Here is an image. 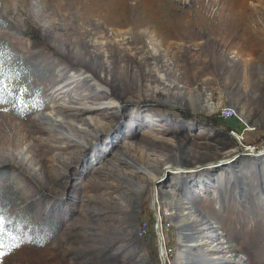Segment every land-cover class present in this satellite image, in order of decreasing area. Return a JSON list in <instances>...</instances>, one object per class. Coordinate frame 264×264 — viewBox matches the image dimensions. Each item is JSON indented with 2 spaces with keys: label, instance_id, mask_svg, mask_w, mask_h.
<instances>
[{
  "label": "rangeland",
  "instance_id": "rangeland-1",
  "mask_svg": "<svg viewBox=\"0 0 264 264\" xmlns=\"http://www.w3.org/2000/svg\"><path fill=\"white\" fill-rule=\"evenodd\" d=\"M0 20L20 63L0 213L61 228L2 264H161L136 230L168 212L172 264H264V0H0Z\"/></svg>",
  "mask_w": 264,
  "mask_h": 264
},
{
  "label": "trees",
  "instance_id": "trees-1",
  "mask_svg": "<svg viewBox=\"0 0 264 264\" xmlns=\"http://www.w3.org/2000/svg\"><path fill=\"white\" fill-rule=\"evenodd\" d=\"M4 26L5 25H3L0 20V29H3ZM9 51L10 48L8 45L0 43V64L3 65L5 76L11 73L16 74L19 71L18 65H20L19 59L15 55L10 54ZM31 72L32 71H28L27 74L30 75ZM27 74L22 71L20 80H22L23 86L26 84L28 88H30V80H28L30 77H27ZM4 94L5 93H3L2 96H4ZM12 103L15 104L16 101H13ZM9 209V206L3 203V211H1V213H6ZM5 218V246L16 242L17 238L19 239L20 244L25 240L28 242L31 240L39 246H44L49 244L61 229L55 218L37 220L33 217L31 211H15L9 215L6 214Z\"/></svg>",
  "mask_w": 264,
  "mask_h": 264
},
{
  "label": "built area",
  "instance_id": "built-area-1",
  "mask_svg": "<svg viewBox=\"0 0 264 264\" xmlns=\"http://www.w3.org/2000/svg\"><path fill=\"white\" fill-rule=\"evenodd\" d=\"M221 117L224 120H231L237 117V113L234 109L224 108L221 111ZM173 218L174 213L168 212L164 215V219L161 215L159 219H156L153 225L149 221L143 220L136 230L137 237L142 239L149 237L151 234L156 235L158 241L157 253L161 264H172L171 258H173L175 254V248L172 247L166 239V232L174 228Z\"/></svg>",
  "mask_w": 264,
  "mask_h": 264
},
{
  "label": "snow or ice",
  "instance_id": "snow-or-ice-1",
  "mask_svg": "<svg viewBox=\"0 0 264 264\" xmlns=\"http://www.w3.org/2000/svg\"><path fill=\"white\" fill-rule=\"evenodd\" d=\"M7 84V80L5 79V74L3 70V65L0 64V97L3 95V91L5 90V85ZM6 220L2 213H0V258L9 254V252L15 250L16 248L20 247L19 239L17 238L16 242L8 246V250H4V238L6 234L5 228ZM2 264V261H0Z\"/></svg>",
  "mask_w": 264,
  "mask_h": 264
},
{
  "label": "bare ground",
  "instance_id": "bare-ground-1",
  "mask_svg": "<svg viewBox=\"0 0 264 264\" xmlns=\"http://www.w3.org/2000/svg\"><path fill=\"white\" fill-rule=\"evenodd\" d=\"M161 216L159 215V216H157V218L159 219Z\"/></svg>",
  "mask_w": 264,
  "mask_h": 264
},
{
  "label": "water",
  "instance_id": "water-1",
  "mask_svg": "<svg viewBox=\"0 0 264 264\" xmlns=\"http://www.w3.org/2000/svg\"><path fill=\"white\" fill-rule=\"evenodd\" d=\"M159 239H160V237H159ZM161 240V239H160Z\"/></svg>",
  "mask_w": 264,
  "mask_h": 264
}]
</instances>
